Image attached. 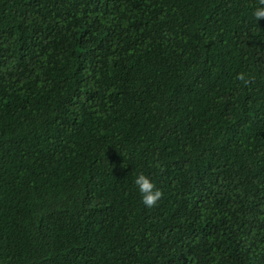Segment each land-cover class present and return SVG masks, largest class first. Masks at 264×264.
Segmentation results:
<instances>
[{
  "label": "trees",
  "instance_id": "trees-1",
  "mask_svg": "<svg viewBox=\"0 0 264 264\" xmlns=\"http://www.w3.org/2000/svg\"><path fill=\"white\" fill-rule=\"evenodd\" d=\"M258 6L0 0V264H264Z\"/></svg>",
  "mask_w": 264,
  "mask_h": 264
},
{
  "label": "clouds",
  "instance_id": "clouds-1",
  "mask_svg": "<svg viewBox=\"0 0 264 264\" xmlns=\"http://www.w3.org/2000/svg\"><path fill=\"white\" fill-rule=\"evenodd\" d=\"M255 20L264 18V0H259V6L252 13ZM239 80L247 83L246 76L242 73L238 77ZM133 183L141 195V202L146 207H153L161 199L163 193L156 187L155 182L146 174L140 172L133 177Z\"/></svg>",
  "mask_w": 264,
  "mask_h": 264
}]
</instances>
